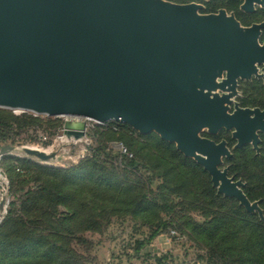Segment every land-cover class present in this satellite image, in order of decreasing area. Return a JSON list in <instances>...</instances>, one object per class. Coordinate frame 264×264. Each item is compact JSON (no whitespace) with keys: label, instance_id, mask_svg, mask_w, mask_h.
I'll use <instances>...</instances> for the list:
<instances>
[{"label":"water","instance_id":"obj_1","mask_svg":"<svg viewBox=\"0 0 264 264\" xmlns=\"http://www.w3.org/2000/svg\"><path fill=\"white\" fill-rule=\"evenodd\" d=\"M255 4L264 0H244L242 9ZM198 10L164 0H0V107L76 118L64 123L67 140L85 137L83 120L155 132L264 223L244 184L219 169L232 157L226 142L200 136L232 130L235 149L251 144L259 153L264 110L229 106L237 79L264 65V24L243 28L224 10ZM13 149L3 146L0 157ZM22 150L44 162L57 156Z\"/></svg>","mask_w":264,"mask_h":264},{"label":"rangeland","instance_id":"obj_2","mask_svg":"<svg viewBox=\"0 0 264 264\" xmlns=\"http://www.w3.org/2000/svg\"><path fill=\"white\" fill-rule=\"evenodd\" d=\"M164 1L178 5L195 4L199 6L200 15L217 14L224 10L228 16L241 21L243 28L252 23H264V4H255L253 14H244V0ZM259 43H264V28L261 29ZM258 73L250 80L238 81L229 112L232 113L235 106L264 108V71L260 66ZM2 111L10 114H0L5 121L10 116L22 118L23 115L33 114L0 107ZM34 116L41 118L40 122L25 120L18 127L13 124L0 127V149L3 146L14 147L0 157V225L7 215L9 203H15L16 213L19 203L26 198V192L33 191L38 184L42 185L50 170L71 172L67 192L75 198L76 216L71 219L72 234L68 237L75 264H208L206 250L193 238L191 225H202L209 219L206 216L208 212H203V201L214 207V196L219 195L234 200L227 202V211L234 213L238 207L244 213L258 217L257 213H248L236 199L218 194L212 186L210 175L201 165L184 156L174 143L162 140L155 132L141 134L122 123V130L114 135L103 131L94 121L83 120L86 123L85 137L74 141L67 140L63 135V126L66 120L76 118ZM127 127L131 130L127 133L130 137L127 144L135 152L138 164L142 165L140 171H130L120 166L108 146L118 140ZM200 136L215 143L226 142L232 157H223L219 169H226L233 181L242 182L244 193L251 182L243 177V173L259 164L256 159L263 158L260 152L264 148V133H258L259 153L251 144L235 149L236 140L232 138V130L221 129L213 135L205 129ZM23 147L46 153L56 152L57 156L54 160L40 161L26 155ZM9 167L12 171L10 174ZM77 167H81L79 174L72 173ZM10 176H13V182ZM206 176L214 195L208 190ZM250 202H257L261 208V199ZM87 206L92 209V221L95 223L97 220L99 224L96 227V222L91 231L86 229V224L83 226ZM73 212L72 207L69 210V205H60L57 216L62 218L67 213L71 216ZM93 214L98 215L97 219L93 220ZM167 223H174L182 235L169 232L168 227L165 228ZM158 259H161L160 263Z\"/></svg>","mask_w":264,"mask_h":264},{"label":"trees","instance_id":"obj_3","mask_svg":"<svg viewBox=\"0 0 264 264\" xmlns=\"http://www.w3.org/2000/svg\"><path fill=\"white\" fill-rule=\"evenodd\" d=\"M1 113L10 115L4 111ZM25 120L40 122L41 118L33 114L23 115L22 118L10 116L8 121L0 118V127L4 128L5 124L18 127ZM122 125L119 122L99 124L103 131L114 135L122 130ZM129 131L131 130L128 127L124 129L120 138L108 146L119 160L120 166L130 171H140L142 165L138 164L135 152L127 144L130 139L127 134ZM113 145L123 146L131 157L121 153ZM175 154L185 161L178 152ZM260 155H263V158L256 159L259 164L256 163L251 171L242 173L243 177L251 182L244 191L245 195L249 201L261 199L260 205L264 215V162H262L264 148ZM10 167L9 174L12 172ZM80 168H75L72 173L79 174ZM196 168L200 169L198 166ZM49 172L42 185L38 184L33 191L26 192V198L21 200L16 213L14 212L15 203H9L7 215L0 225V264H75L73 251L69 249L68 237L72 234L71 219L76 216L75 198L67 192V180L72 175L69 171L50 170ZM201 173L205 174L202 170ZM206 177L208 190L214 195L209 177ZM9 179L13 182V176ZM229 201L234 202L219 195L214 196V207L203 201V212L205 210L208 212L206 216L209 219L202 225L191 224L193 238L205 248V259L208 264H264V223L258 219L257 215L246 214L238 207L234 213L227 211L226 205ZM60 205H69V210L72 207L74 212L71 216L68 213L63 214L61 218L60 215V217L57 216ZM90 210L92 211L87 206V213L83 220V226L86 224V229L89 231L94 229L97 222V220L95 223L92 221ZM212 212L213 214L209 216ZM97 217V214H93V220ZM98 225L97 222L96 227ZM165 228L169 232L173 231L177 235H182L181 230H178L179 227L177 228L174 223H167ZM77 259L75 256V260ZM158 262L160 263L161 259H158Z\"/></svg>","mask_w":264,"mask_h":264},{"label":"flooded vegetation","instance_id":"obj_4","mask_svg":"<svg viewBox=\"0 0 264 264\" xmlns=\"http://www.w3.org/2000/svg\"><path fill=\"white\" fill-rule=\"evenodd\" d=\"M254 7H255V5H254ZM253 7V8H254ZM243 10V9H242ZM254 10H255V8H254ZM254 10L253 11H251V12H246V11H244L243 10V13L244 14H253V12H254ZM208 14H213V13H208ZM239 22V24H241V21H238ZM254 24H262V23H252V24H250V25H245L244 27L245 28H249V27H251L252 25H254ZM264 24V23H263ZM241 26H243L242 24H241ZM264 28V27H263ZM258 42H259V39H258ZM260 44V43H259ZM262 44H264V43H262ZM262 44H260V46L262 45ZM259 66L262 68V70H263V67H264V65L262 64V65H258V64H256V67H257V75H252L251 76V78L253 77V76H258L259 75V73H258V70H259ZM264 71V70H263ZM225 76H226V73H223V75H222V78H225ZM251 78H249V79H242V80H250ZM239 80H241V78H238L237 79V81H236V85H237V83H238V81ZM260 109V108H259ZM260 110H264V108L263 109H260ZM231 113V112H230Z\"/></svg>","mask_w":264,"mask_h":264},{"label":"built area","instance_id":"obj_5","mask_svg":"<svg viewBox=\"0 0 264 264\" xmlns=\"http://www.w3.org/2000/svg\"><path fill=\"white\" fill-rule=\"evenodd\" d=\"M77 120V119H76ZM100 125H104V124H100ZM117 150H119L121 153H123V154H126V155H128L129 157H131V155L130 154H128V152H127V150L123 147V146H121V145H116V146H114ZM173 235H176V233L175 232H171Z\"/></svg>","mask_w":264,"mask_h":264}]
</instances>
